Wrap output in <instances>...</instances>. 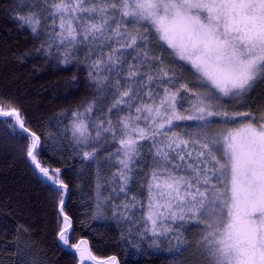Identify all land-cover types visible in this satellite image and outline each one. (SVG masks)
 <instances>
[{"label":"snow or ice","instance_id":"obj_1","mask_svg":"<svg viewBox=\"0 0 264 264\" xmlns=\"http://www.w3.org/2000/svg\"><path fill=\"white\" fill-rule=\"evenodd\" d=\"M17 7L25 14L15 18L37 37L50 21L35 51L55 47L65 64L84 52L97 96L112 101L98 121L90 115L102 111L97 100L73 113L77 155L94 161L106 152L125 193L150 156L139 238L159 248L157 239L171 234L173 259L194 247L182 264H264V104L257 103L264 100V0H19ZM0 117L28 141L22 148L32 174L51 190L58 246L79 264H118L97 259L86 240L71 243V189L62 169L43 159L66 145L42 141L10 103L0 101ZM179 122L192 123L177 132ZM131 199L129 211L137 206ZM189 226L199 229L194 245L181 231ZM17 256L19 264H40L25 247Z\"/></svg>","mask_w":264,"mask_h":264},{"label":"trees","instance_id":"obj_2","mask_svg":"<svg viewBox=\"0 0 264 264\" xmlns=\"http://www.w3.org/2000/svg\"><path fill=\"white\" fill-rule=\"evenodd\" d=\"M18 4L19 0H0V101L19 108L27 126L40 134L42 141L66 145L55 153L44 154L43 159L51 167L61 168L70 186L71 198L66 203V211L74 222L71 243L86 240L96 258L115 257L118 264H182L184 258L195 252L194 247L183 258L173 259L174 253L168 251L175 245L171 234L157 239L159 248L148 247L151 240L138 236V231H144L146 212L140 204L147 202L150 156L146 155L145 162L133 173L134 182L125 193L120 191L121 184L114 178L115 161L106 160V152L93 161L83 159L74 151L73 113L84 112L88 102L97 100V108L102 111L94 109L90 115L98 121L112 101H101L97 96L95 82L88 77L84 52L74 53L72 61L65 64L55 47L50 54L46 45L35 51L48 39L50 21H45V31L37 37L15 18L18 13L25 14ZM185 74L188 80L192 79L187 71ZM257 103L264 104V100ZM255 106L251 105L253 110ZM229 110L248 109L229 106ZM112 118L115 121V113ZM179 123L182 126L175 129L177 132L192 122ZM27 143L0 125V264H19L18 246L27 248L40 264H79L76 255L58 246L55 209L49 199L51 190L34 178L22 148ZM113 145L115 142H110L109 151H115ZM132 197L136 198L137 206L129 211L124 205L132 203ZM97 201L101 206L100 215ZM22 227L28 231L23 232ZM189 227L191 231H181L183 238L194 245L200 238L199 229Z\"/></svg>","mask_w":264,"mask_h":264},{"label":"rangeland","instance_id":"obj_3","mask_svg":"<svg viewBox=\"0 0 264 264\" xmlns=\"http://www.w3.org/2000/svg\"><path fill=\"white\" fill-rule=\"evenodd\" d=\"M235 126V125H234ZM97 203H98V201H97ZM98 213H99V215L101 214V206H100V208L98 209ZM98 259V258H97Z\"/></svg>","mask_w":264,"mask_h":264}]
</instances>
